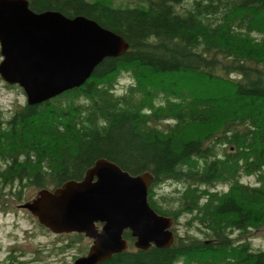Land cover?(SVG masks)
<instances>
[{
  "label": "trees",
  "instance_id": "obj_1",
  "mask_svg": "<svg viewBox=\"0 0 264 264\" xmlns=\"http://www.w3.org/2000/svg\"><path fill=\"white\" fill-rule=\"evenodd\" d=\"M28 1L94 19L128 47L81 84L0 115V204L105 157L149 170L150 205L193 230L96 264H264L246 238L264 224V0ZM166 182L177 187L160 191Z\"/></svg>",
  "mask_w": 264,
  "mask_h": 264
},
{
  "label": "water",
  "instance_id": "obj_2",
  "mask_svg": "<svg viewBox=\"0 0 264 264\" xmlns=\"http://www.w3.org/2000/svg\"><path fill=\"white\" fill-rule=\"evenodd\" d=\"M128 47L124 37L84 15L35 11L28 0H0V76L17 83L28 103L81 84L107 55ZM149 170L136 174L105 157L97 158L81 179L41 188L24 202L38 222L54 233L78 231L92 238L74 264H96L126 248L129 229L137 247L169 246L174 217L148 201ZM101 222V227L97 225Z\"/></svg>",
  "mask_w": 264,
  "mask_h": 264
},
{
  "label": "rangeland",
  "instance_id": "obj_3",
  "mask_svg": "<svg viewBox=\"0 0 264 264\" xmlns=\"http://www.w3.org/2000/svg\"><path fill=\"white\" fill-rule=\"evenodd\" d=\"M106 1L124 5L133 0ZM126 81V78L121 79V83ZM25 100L26 94L21 86L7 83L0 76V115L8 114L10 109ZM241 179L247 183L256 181L255 174H242ZM226 186V183L219 181L216 189H225ZM174 187H177L176 183L166 182L159 190L171 192ZM37 192L38 190L30 188L25 191L22 199L5 197L6 205L0 204V264H72L76 257L88 250L92 241L87 236H77L71 232L54 233L42 226L37 218L23 207L22 204L32 200ZM191 227L184 217L179 216L173 219L170 229L175 237L177 234L192 231ZM246 238L254 246L264 249V224L256 223V226L246 232ZM129 245L132 243H128Z\"/></svg>",
  "mask_w": 264,
  "mask_h": 264
},
{
  "label": "flooded vegetation",
  "instance_id": "obj_4",
  "mask_svg": "<svg viewBox=\"0 0 264 264\" xmlns=\"http://www.w3.org/2000/svg\"><path fill=\"white\" fill-rule=\"evenodd\" d=\"M24 207V206H23ZM24 208H26V207H24ZM27 209V208H26ZM101 222H97V225L99 226V228L101 227ZM71 233H74V234H80L81 236L82 235H84V237L85 236H87V235H85L83 232H76V231H71ZM88 238H90V240L92 241V238L90 237V236H87ZM134 237V236H133ZM134 240H135V237L131 240V243H132V245L131 246H135V244H134ZM129 241V240H128ZM92 243V242H91ZM91 245V244H90ZM137 247V246H136ZM88 251V250H87ZM87 251L85 252V253H87ZM85 253H83V254H85ZM83 254H80V255H83ZM73 264H74V262H73Z\"/></svg>",
  "mask_w": 264,
  "mask_h": 264
}]
</instances>
